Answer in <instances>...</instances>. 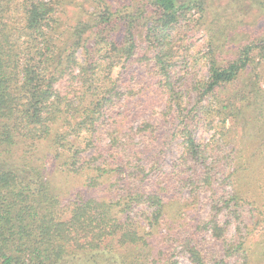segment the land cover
Instances as JSON below:
<instances>
[{
	"label": "trees",
	"instance_id": "obj_1",
	"mask_svg": "<svg viewBox=\"0 0 264 264\" xmlns=\"http://www.w3.org/2000/svg\"><path fill=\"white\" fill-rule=\"evenodd\" d=\"M177 257L264 264V0H0V264Z\"/></svg>",
	"mask_w": 264,
	"mask_h": 264
},
{
	"label": "rangeland",
	"instance_id": "obj_2",
	"mask_svg": "<svg viewBox=\"0 0 264 264\" xmlns=\"http://www.w3.org/2000/svg\"><path fill=\"white\" fill-rule=\"evenodd\" d=\"M201 34L198 35V42H201ZM212 131L205 132L203 134V137L205 139L211 138ZM198 137V134H197ZM181 154V147H180V140H178L176 137L172 138L170 147L168 149V152L165 155V165L170 166L172 165L173 161L179 157ZM168 168V167H167ZM233 232V229L229 232L231 234ZM176 264H190L189 261L186 259V257H177L176 258Z\"/></svg>",
	"mask_w": 264,
	"mask_h": 264
}]
</instances>
